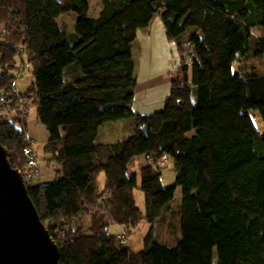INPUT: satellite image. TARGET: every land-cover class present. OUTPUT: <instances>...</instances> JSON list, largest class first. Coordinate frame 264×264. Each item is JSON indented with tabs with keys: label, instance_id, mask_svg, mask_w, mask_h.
<instances>
[{
	"label": "trees",
	"instance_id": "obj_1",
	"mask_svg": "<svg viewBox=\"0 0 264 264\" xmlns=\"http://www.w3.org/2000/svg\"><path fill=\"white\" fill-rule=\"evenodd\" d=\"M100 4L91 16L88 0H0V143L24 171L36 109L55 179L42 183L36 153L41 176L26 186L60 264H264V130L251 115L264 123V74L236 69L264 58V0ZM157 15L180 65L164 109L140 115L132 45ZM21 64L32 77L25 92L24 76L12 86ZM127 119L128 136L100 142L103 126ZM164 156L173 188L163 183ZM141 225L149 231L135 252L129 238ZM116 227L127 245L110 233Z\"/></svg>",
	"mask_w": 264,
	"mask_h": 264
},
{
	"label": "rangeland",
	"instance_id": "obj_2",
	"mask_svg": "<svg viewBox=\"0 0 264 264\" xmlns=\"http://www.w3.org/2000/svg\"><path fill=\"white\" fill-rule=\"evenodd\" d=\"M90 3V15L96 16L99 8L101 7V0H88ZM70 25V24H68ZM74 29V25H71ZM151 29L149 36L138 33L136 40L137 46L133 45V58L135 60V76L138 81L132 111L135 114L149 115L161 112L165 107V102L169 97L171 90V81L174 78L177 69L180 65V57L177 51L176 42L167 37V31L164 28L162 21L155 17L150 24ZM259 35L258 32H255ZM262 36L264 32H261ZM255 39H252V44ZM244 72H253L263 75L264 74V58L254 59L251 56L246 60H242L237 66ZM32 82L31 74H25L20 83V91L25 92ZM253 120L260 131L264 130V123L257 113H251ZM127 123V124H122ZM130 119L118 122L107 123L108 127L114 129L110 130L109 142L116 141L126 137L130 133L132 126ZM114 125V126H113ZM106 126V127H107ZM118 130V131H117ZM124 133V137H120ZM27 135L34 144V149L40 159V167L43 174L42 183L48 184L55 179V174L50 169L45 161V146L47 145L49 134L46 128L39 122L35 108H30L27 115ZM118 135V136H117ZM99 139L103 140V134H99ZM103 176V175H102ZM101 176V177H102ZM100 177V181L103 177ZM141 183V181H139ZM163 183L166 188H173L176 186V171L170 163L163 168ZM137 205L144 209V195L141 191L135 192ZM182 191L180 187L176 188L175 198L172 202V207H181ZM86 225H89V219H86ZM115 231V228H114ZM149 231L147 225H141L140 228L129 238V246L135 252H140L144 249V238ZM113 232L111 229L110 233ZM164 236H163V235ZM162 239L168 238L166 232L160 230ZM165 237V238H164ZM170 238V237H169Z\"/></svg>",
	"mask_w": 264,
	"mask_h": 264
},
{
	"label": "water",
	"instance_id": "obj_3",
	"mask_svg": "<svg viewBox=\"0 0 264 264\" xmlns=\"http://www.w3.org/2000/svg\"><path fill=\"white\" fill-rule=\"evenodd\" d=\"M8 157L0 143V264H60V249Z\"/></svg>",
	"mask_w": 264,
	"mask_h": 264
},
{
	"label": "built area",
	"instance_id": "obj_4",
	"mask_svg": "<svg viewBox=\"0 0 264 264\" xmlns=\"http://www.w3.org/2000/svg\"><path fill=\"white\" fill-rule=\"evenodd\" d=\"M21 51L18 49V53H20ZM28 66L27 65H19L18 67V72H17V79L13 82L12 86L13 88H17V86L19 85V82L21 81V79L24 76V73L26 72ZM26 154L28 155V163L25 167L24 171H19L23 178L24 181L27 184H31L33 185L34 183H36L39 178H40V171L39 169H37V165H38V158L36 155V150L34 149L33 145H31V147L28 148V150L26 151ZM169 164L168 158L166 156L163 157V160L161 162V166L162 167H166ZM117 239L119 241L120 244L122 245H127L128 243V237H127V233L125 230H117Z\"/></svg>",
	"mask_w": 264,
	"mask_h": 264
},
{
	"label": "crops",
	"instance_id": "obj_5",
	"mask_svg": "<svg viewBox=\"0 0 264 264\" xmlns=\"http://www.w3.org/2000/svg\"><path fill=\"white\" fill-rule=\"evenodd\" d=\"M100 12V8H99V10H98V12H97V14ZM156 17H158L161 21H162V19H161V16L160 15H157ZM75 16L74 15H67V16H64L61 20L64 22V23H67V24H70V25H74L75 24ZM163 23V22H162ZM164 25V24H163ZM150 27V26H149ZM149 27L147 28V29H143V30H140L139 31V34H144L146 37H148L149 36V33H150V31H151V29H149ZM164 28H165V26H164ZM166 30V29H165ZM137 39H138V37H137ZM137 41H135L134 43H133V45L134 46H137L138 44L136 43ZM133 45H132V53H133ZM134 63H135V60H134ZM131 121V120H130ZM117 124H118V122H117ZM122 124H127V123H122ZM107 125H105V126H103L102 127V129L100 130V134H101V132H102V134H103V140H101L100 142H103V143H110L109 141V139H114L115 138V136L114 137H110V130L111 131H114V129L113 128H111V127H106ZM114 126V125H113ZM129 126H132V121H131V125L129 124ZM133 127V126H132ZM132 127L129 129L130 130V132H131V129H132ZM118 131V130H117ZM130 134V133H129ZM128 134V135H129ZM124 133H122V135L120 136V137H124ZM127 135V136H128ZM118 136V135H117ZM112 142H114V141H112ZM139 163V162H138ZM103 177V176H102ZM101 177V178H102ZM103 180H104V177H103ZM103 180L102 181H100V183H102V185H103ZM118 230V228L116 227L115 228V231H117ZM114 231V228H113V232H115Z\"/></svg>",
	"mask_w": 264,
	"mask_h": 264
}]
</instances>
